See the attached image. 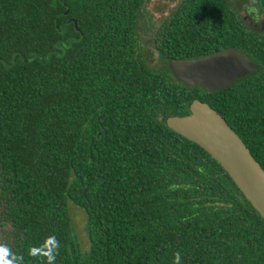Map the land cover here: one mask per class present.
<instances>
[{
  "label": "trees",
  "instance_id": "trees-1",
  "mask_svg": "<svg viewBox=\"0 0 264 264\" xmlns=\"http://www.w3.org/2000/svg\"><path fill=\"white\" fill-rule=\"evenodd\" d=\"M148 2L0 0V264H264V219L166 125L207 102L263 165L264 51L232 94L188 87L174 60L246 52L251 33L234 20L228 36L227 0H180L146 49ZM69 201L87 214L85 251Z\"/></svg>",
  "mask_w": 264,
  "mask_h": 264
},
{
  "label": "water",
  "instance_id": "water-1",
  "mask_svg": "<svg viewBox=\"0 0 264 264\" xmlns=\"http://www.w3.org/2000/svg\"><path fill=\"white\" fill-rule=\"evenodd\" d=\"M175 77L188 87L220 90L252 75L250 60L234 49L202 57L177 59L171 64ZM189 114L169 116L166 125L204 149L227 172L241 193L264 219V169L240 136L207 102L194 99Z\"/></svg>",
  "mask_w": 264,
  "mask_h": 264
},
{
  "label": "flooded vegetation",
  "instance_id": "flooded-vegetation-1",
  "mask_svg": "<svg viewBox=\"0 0 264 264\" xmlns=\"http://www.w3.org/2000/svg\"><path fill=\"white\" fill-rule=\"evenodd\" d=\"M261 3V0H227V12L229 15H233V17L229 16L226 19V22L228 23V36H232L231 23L235 20L240 23L242 29H245L251 33L254 42H252V44H246L245 42L239 43V45L245 46L246 52L237 50L236 48L232 47L226 49H234L237 52L242 53L244 56L247 57L248 60H250L254 65H256V70L249 77L242 79L224 89L214 90L213 92L228 90L229 94H232L237 89L238 85L242 83L241 86L246 87V84L243 82L250 80L251 78L256 76L258 72H261L262 69L260 68V60L258 59L260 53L264 51V9L262 8ZM168 17L166 18V21L169 20ZM261 84L264 85V82ZM257 103H259L257 117L259 118L261 125V128L259 129L258 151L261 162L264 165V88L260 91L259 96L257 97ZM249 138L250 133L249 131H246V139L249 140ZM263 165L261 166L264 169Z\"/></svg>",
  "mask_w": 264,
  "mask_h": 264
},
{
  "label": "rangeland",
  "instance_id": "rangeland-1",
  "mask_svg": "<svg viewBox=\"0 0 264 264\" xmlns=\"http://www.w3.org/2000/svg\"><path fill=\"white\" fill-rule=\"evenodd\" d=\"M180 0H149L145 8V15L147 19L143 22L140 28V44L144 48H149V40L153 35V28L158 27L161 21L166 20V18L173 10V7ZM152 26V27H151ZM69 214L72 218L73 228L76 238L81 245L83 251L87 250L89 247V237L87 235L86 229L88 225L87 214L85 210L74 202L69 201L68 203ZM10 227H3L0 223V247L3 243L4 237Z\"/></svg>",
  "mask_w": 264,
  "mask_h": 264
},
{
  "label": "clouds",
  "instance_id": "clouds-1",
  "mask_svg": "<svg viewBox=\"0 0 264 264\" xmlns=\"http://www.w3.org/2000/svg\"><path fill=\"white\" fill-rule=\"evenodd\" d=\"M51 243H52L53 245H55V240H54V238H53V240L51 241ZM48 259H49V264H51L52 260L54 259V257L51 255V253L49 254ZM174 264H180V261H179V255H178V254H177V256H176V259H175Z\"/></svg>",
  "mask_w": 264,
  "mask_h": 264
}]
</instances>
